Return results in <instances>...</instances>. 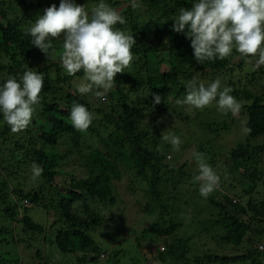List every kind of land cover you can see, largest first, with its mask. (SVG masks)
Listing matches in <instances>:
<instances>
[{
	"label": "trees",
	"instance_id": "16d2710c",
	"mask_svg": "<svg viewBox=\"0 0 264 264\" xmlns=\"http://www.w3.org/2000/svg\"><path fill=\"white\" fill-rule=\"evenodd\" d=\"M88 1V10L101 2ZM103 2L122 9L126 23L115 27L136 40L134 59L117 74L106 103L91 93H77L72 80L83 74L73 77L63 71L62 41H52L57 53L48 59L26 34L44 10L52 4L58 8L60 0H0V57L8 58L0 60V84L11 76L19 79L25 64L44 78L41 102L34 106L27 129L12 133L0 113V264H29L21 252L34 249L36 264H126L123 248L101 247L91 231L115 220H121L126 234L135 231L117 205L131 201L154 217L143 235L172 238L159 253L161 264H264V249L256 245L264 242V66L253 70L235 49L224 60L198 64L187 28L184 33L172 30V19L195 0H138L145 7L142 13L139 7H125L128 0ZM193 77L206 85L220 78L222 87H231L230 94L242 103L240 114H223L216 101L203 109L177 105ZM151 93L159 94L162 103L154 107ZM74 103L85 104L94 114L85 132L72 127ZM178 113H185L184 126L193 123L197 131L183 136L187 146L193 142L195 152L204 153L205 162L220 176L219 188L207 198L193 181L198 169L190 167L196 161L187 158L179 166L167 161L174 149L161 137L163 124L175 121ZM242 125L251 131L244 132ZM183 131L181 126L179 132L185 135ZM224 132L236 135L230 147L214 143ZM63 144L69 151L60 152ZM71 154L79 159L69 158ZM33 163L43 168L36 180ZM125 180L130 184L123 187ZM200 199L207 201L206 207L197 205ZM191 204L199 211L209 208L211 215L190 218L199 227L179 236L191 225L184 220L187 214L180 215ZM101 210L110 211L111 217L104 218ZM45 215L51 220L47 227L40 220ZM47 247L56 248L54 261L50 252L43 254Z\"/></svg>",
	"mask_w": 264,
	"mask_h": 264
},
{
	"label": "clouds",
	"instance_id": "9594fccd",
	"mask_svg": "<svg viewBox=\"0 0 264 264\" xmlns=\"http://www.w3.org/2000/svg\"><path fill=\"white\" fill-rule=\"evenodd\" d=\"M140 7L138 0H128L125 7ZM122 9L109 6L101 0L90 10L74 0H60L59 7L52 4L44 10L26 34L32 37L31 44L50 58L57 53L53 40H60L59 61L66 74L75 77L82 72L76 85L81 96L91 93L107 102L108 93L115 87L116 76L129 68L134 57L132 48L136 44L133 35L117 29L125 24ZM172 20V30L184 33L190 39L194 59L198 64L214 59L224 60L233 50L253 70L264 66V0H195L190 8H181ZM63 34V35H62ZM254 58V59H253ZM25 64V71L17 79L7 78L0 84V113L12 133H20L30 125L35 105L41 102L44 78ZM187 95L177 99V105L203 109L216 101L218 111L240 114L242 103L230 93L231 87L223 86L220 78L205 84L197 77L186 83ZM153 105L161 102V96L151 93ZM72 127L85 132L92 124L94 114L83 103H74L70 108ZM244 132L251 129L242 125ZM162 139L179 151L182 141L174 134L164 132ZM198 174L193 181L199 185V194L207 198L220 186V176L205 162V154L193 153ZM32 179L43 173V168L33 163Z\"/></svg>",
	"mask_w": 264,
	"mask_h": 264
},
{
	"label": "rangeland",
	"instance_id": "374dc122",
	"mask_svg": "<svg viewBox=\"0 0 264 264\" xmlns=\"http://www.w3.org/2000/svg\"><path fill=\"white\" fill-rule=\"evenodd\" d=\"M90 3H91V1H90ZM81 5H85L86 7H88L89 1L88 0H82ZM94 5H96V4H94ZM144 8L145 7L143 5H141L138 8L139 12H141V13L144 12ZM61 44H62V42L58 43L59 46ZM0 60L7 62L8 58L4 56V57H0ZM63 71L65 72V70H63ZM53 73H54V71H53ZM81 78L82 77L74 78L72 80V82L74 83L75 86L77 85V83L79 82V80ZM211 110L213 111L212 108H211ZM184 116H185V113H178L175 121H173V122L169 121L168 123L163 124V129H165V130H163V132L165 134H168V133L174 134L175 136H178L182 141L181 145L179 146L180 147L179 151L173 150V152L170 153V155L167 157V161H169L170 163H174L175 165H178V166L181 165L183 162H185V160L187 158H189L192 162H195L193 153H195L196 147L193 145V142H191L189 147H188L187 146L188 139L183 137V136L189 137V136L193 135V132H195L196 129L192 126L193 123H190L188 127L183 125L181 120L183 119ZM172 124H173V126H171ZM181 126L184 128L183 132L185 133V135H182L179 132V128H181ZM235 137H236V135H233L232 132H230V133L224 132V133H221V135L219 137V141L215 140L214 143H217L219 145H220V143H222V144L228 145V147H230L231 145H233ZM160 141H162V139ZM59 150H60V152L61 151H63V152L69 151V145H66V144L59 145ZM70 157L72 159L73 158L79 159V157L76 154H71V155H69V158ZM190 168L194 170V169H198V166L196 164V165H192ZM128 184H130V182L125 180V182H123V187L128 186ZM185 186L188 187L189 185L185 184ZM187 187H185V188H187ZM170 190L172 192H174L172 187L170 188ZM190 191H194V189H191ZM228 193L232 194V192L229 189H228ZM176 194L177 193L174 192V195H176ZM188 195H190V194H188ZM118 200H119V203L122 201V196L119 194H118ZM198 201L199 202L197 203V205H204V206L207 205V201H205L203 199H200ZM117 205H118V212H123L125 214L129 228L135 229V231H132L129 229L128 234H126L124 232L122 226H121V224H122L121 220H115L116 221L115 223H113L111 226H108L107 228L104 226V228L101 231H99L98 229L92 230L91 235L97 240V242L100 244L101 247L112 248V249H115L117 247L123 248L125 250V254H126L127 258L129 259L128 263L126 262V264H140V263L141 264H161L159 253L162 250L164 251L165 247H167L169 245L172 238H170L169 236H166V235H143L141 231L153 221L154 217L147 215L145 213V211H143L141 209L135 208L132 205V201L126 205L125 204L122 205V203L117 204ZM184 208L186 209V210H184L185 212L182 211V213L180 215L184 216V214L185 215L187 214V216L184 220L186 221V225L188 224V222L191 225L185 226V228L179 232V234H180L179 236H186V234L188 232L194 231V228L196 227V225L199 227L198 223L196 222L197 220H199V219L203 220L207 216L211 215L209 208H206L205 211H199V208L194 209V205H192V204L188 205L187 207L184 206ZM35 211H36L35 209H31V211H30L33 216H36V214L34 213ZM101 211H102V215L104 218L111 217L112 213L110 211H106V210H101ZM193 217H196V221H193L192 219H190ZM40 220L43 224L46 225V227L51 221L46 217V215H45V217H42V219H40ZM102 232H103V234H102ZM152 239H156V242L154 244L150 243ZM201 242L202 241H200V240L198 241L199 244H201ZM212 242L215 243L214 240ZM256 245L259 246L260 249H264V242H260L259 244H256ZM223 246H225V245L223 244ZM47 248H50V249H48V251L43 250V254H44V252L45 253L50 252V254L48 256L51 255V257H52L51 260L54 261L57 258V257H55V255L57 253L56 248H54V247L53 248L47 247ZM230 248H231L230 246L227 247V249H230ZM200 249L202 250V249H204V247L201 246ZM218 249L221 250L219 247H218ZM33 252H35V249L33 251L32 250H29V251L26 250L25 253L21 252V254L22 253L24 254V256H23L24 260L23 261L25 263H29V264L39 263V261H33L32 260L31 257L33 255ZM104 253L107 254L106 251ZM105 257H107V255H105ZM138 260H140V262Z\"/></svg>",
	"mask_w": 264,
	"mask_h": 264
}]
</instances>
